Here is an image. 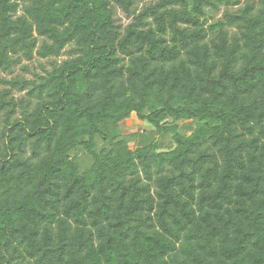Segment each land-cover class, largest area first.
<instances>
[{
  "label": "trees",
  "instance_id": "16d2710c",
  "mask_svg": "<svg viewBox=\"0 0 264 264\" xmlns=\"http://www.w3.org/2000/svg\"><path fill=\"white\" fill-rule=\"evenodd\" d=\"M145 1L0 0V264H264V0Z\"/></svg>",
  "mask_w": 264,
  "mask_h": 264
},
{
  "label": "rangeland",
  "instance_id": "374dc122",
  "mask_svg": "<svg viewBox=\"0 0 264 264\" xmlns=\"http://www.w3.org/2000/svg\"><path fill=\"white\" fill-rule=\"evenodd\" d=\"M155 0H146L145 2L146 3H149V2H153ZM223 11V8H221L220 12L213 16V14L211 13H208L207 15V19H208V22H210L211 20L213 19H216L218 17H220L221 13ZM212 16H213V19H212ZM116 17L118 18V22L120 24H122L123 26H125L130 20L126 19L122 12L118 11L117 14H116ZM68 48L66 49V51L63 53V55L58 59V61H61L63 59L66 58V52H67ZM22 64H26L25 62H23ZM43 65L44 68H48V63L46 61H43L41 60V63ZM19 73V69L18 67L15 68L14 70V75H17ZM40 74L41 73V69H40V65L38 62H33L32 64H30V73L28 74H25L24 76L26 78H31L33 75L32 74ZM3 77L5 78H10V76H7L6 75H2ZM22 94H16L15 96L18 97V96H21ZM149 125H147L146 123H143L141 122L140 120H138L135 116V114H132L131 118L125 122H123L121 124V129H122V132L123 134H130V133H135V132H138V131H142V130H145V129H149ZM130 146L132 147V144H130Z\"/></svg>",
  "mask_w": 264,
  "mask_h": 264
}]
</instances>
